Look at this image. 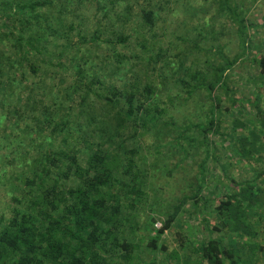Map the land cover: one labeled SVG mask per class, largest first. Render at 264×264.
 I'll return each mask as SVG.
<instances>
[{"label": "trees", "instance_id": "obj_1", "mask_svg": "<svg viewBox=\"0 0 264 264\" xmlns=\"http://www.w3.org/2000/svg\"><path fill=\"white\" fill-rule=\"evenodd\" d=\"M211 2L214 13L200 19L193 40L179 38L190 44L179 59L194 50L204 52L209 65L210 50L222 62L210 67L208 78L214 82L200 84L199 72L168 82L164 71L175 62L167 57L169 49L157 48L153 33L163 12L177 19L196 15L194 0H0V194L7 213L0 210V264H139L145 233L153 234L146 247L153 254L185 205L205 207L208 169L218 164L209 141L219 129L214 110L221 100L214 90L228 96L229 108L245 102L230 92L226 74L246 55V16L259 0ZM218 18L237 39L240 51L232 58L215 43L214 31L213 44L205 48L209 40L202 30ZM132 46L136 53L131 54ZM255 63L264 77V51ZM170 83L174 89L179 85L187 99L203 90L209 104L205 122L177 134L178 143H186V148L180 145L185 158L188 149L203 154L195 191L160 217L146 203L151 190L144 159L135 161V149L127 144L139 143L160 124L174 126L170 110L179 96L168 88L166 101L161 99ZM259 101L249 103L256 119L250 128L232 120L238 133L231 145L235 160L251 166L254 175L243 182L225 177L231 189L215 197L219 223L209 230L231 231L244 245L223 248L220 240L209 239L194 250L199 264H257L263 250L249 220L250 207L264 197L258 186L264 179ZM146 208L158 217L159 228L149 216L140 224ZM245 250L254 260L249 262ZM169 259L178 256L173 252Z\"/></svg>", "mask_w": 264, "mask_h": 264}, {"label": "rangeland", "instance_id": "obj_2", "mask_svg": "<svg viewBox=\"0 0 264 264\" xmlns=\"http://www.w3.org/2000/svg\"><path fill=\"white\" fill-rule=\"evenodd\" d=\"M194 1L199 8L197 13L195 12L196 15L193 16L192 13H188L189 16L184 17L183 15L182 18L177 19L173 17V14L169 16L163 12L153 30L158 42L157 48L169 49L167 57L175 62L164 71L168 82L179 77L188 80L189 75L198 72L202 73L201 76L195 75L198 77L200 84L205 81L214 82L212 77L211 79L208 77H210L211 65L220 63L219 56L216 53L208 51L213 56L208 59L209 65H205L204 52L193 50L192 55L186 59L182 56L181 59L177 57V54H180L184 49L190 48V44L182 43L179 38L189 39V42L192 41L194 37L192 31H196V28L199 31L201 30L198 27L200 19L202 17L208 19L214 13L212 0ZM190 14L192 15L190 16ZM263 18L264 0H259L246 16L249 26V42L246 55L226 74L227 86L230 92L235 99L245 100V102L241 105L237 104L234 108H229L228 96H225L222 90H218L217 93L214 90V94L221 100L219 108L214 110L216 126H219V129L217 128V134L215 132L209 136V141L213 148L217 150L218 164L210 163L208 169L210 175L202 192L208 203L202 208L201 205L203 204L200 202L199 208L196 209L190 204L185 205L175 225L161 237L158 243L159 251L153 254L146 249L148 238L152 237L153 234L147 235L145 233L141 252L137 254L139 264H199L194 250L206 244L209 239L220 240L223 248L242 249L244 240L239 235L228 230L226 232L223 229L222 232L209 230L210 227L219 223L214 210L216 206L215 197L221 196L228 188L231 189L227 178L234 179L236 182H243L252 179L254 175L251 166L235 160L231 145L238 133L232 126V120L238 119L248 127L252 126L253 122L256 123L255 109L249 103H254L256 98H260L259 102L264 108V88L261 86L264 77H260L255 63L256 57L264 51ZM218 20L210 21L208 26L202 30L209 40L204 42L206 43L204 44L205 48H210V45L213 44L209 36H212L210 32L214 31V36L218 39L215 43L223 46V53L232 58L240 51L237 46V39L228 27V23L225 20L222 22L221 18H218ZM133 47L134 51L132 50L131 54L136 53L138 50ZM133 61L137 63L136 58ZM139 62L143 64L142 60H139ZM151 80L155 85L162 88L163 84H160L154 78H151ZM168 88L171 90L173 97L176 94L179 96L170 110V116L175 123L174 126L160 124L156 129L150 130L139 143L132 144L130 142L127 144L128 149H135L136 153L133 155L135 161L139 156L144 159L143 169L147 170L148 188L151 190L146 203L149 205L148 208L157 211L160 217L167 212L168 206L178 202L182 197L191 196L195 191V175L203 154L200 151L188 149V155L185 158L182 151H180V145L185 147L186 143L185 141H179L178 143L177 134L180 129L205 122L208 117L209 104L203 90L187 99V96L181 92L179 85L174 89L172 83L165 87L163 98H161L164 102L166 101L165 96ZM165 119L166 122H170L167 121L168 118ZM190 134L189 132L188 135ZM222 167L224 168L223 171ZM259 185L264 189V179L259 182ZM2 190L1 188L0 193ZM5 201V196L0 194V210L3 211L4 215H7L4 211ZM250 208L249 220L251 227L258 234L256 243L263 247V250L258 254L257 264H264V197L260 204L252 205ZM153 215V212L146 208L142 212L143 219L140 220V224H146L147 220L145 218L149 216L155 220V228H159L158 217H153ZM205 221L207 225L204 223ZM140 235H143V231ZM173 252L177 254L178 259L170 261L169 256ZM244 255H248L249 262L254 260V255L249 251L245 250Z\"/></svg>", "mask_w": 264, "mask_h": 264}]
</instances>
